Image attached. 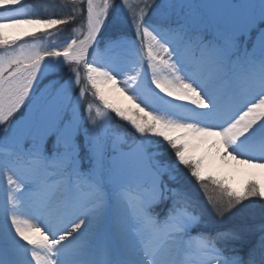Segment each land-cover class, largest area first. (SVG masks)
<instances>
[{
    "label": "snow or ice",
    "instance_id": "1",
    "mask_svg": "<svg viewBox=\"0 0 264 264\" xmlns=\"http://www.w3.org/2000/svg\"><path fill=\"white\" fill-rule=\"evenodd\" d=\"M59 7L0 0V264H264V182L212 170L264 173V0Z\"/></svg>",
    "mask_w": 264,
    "mask_h": 264
},
{
    "label": "bare ground",
    "instance_id": "2",
    "mask_svg": "<svg viewBox=\"0 0 264 264\" xmlns=\"http://www.w3.org/2000/svg\"><path fill=\"white\" fill-rule=\"evenodd\" d=\"M3 11V9H1ZM10 35L14 34V30H7ZM111 99L116 103L123 105H129V102L125 100L118 92H112L109 94ZM214 172L220 175H229L231 177L232 184L236 187H242L244 183L250 179L264 182V173L259 169H246L239 165H236L235 161L222 162L219 159H215L213 164Z\"/></svg>",
    "mask_w": 264,
    "mask_h": 264
},
{
    "label": "trees",
    "instance_id": "3",
    "mask_svg": "<svg viewBox=\"0 0 264 264\" xmlns=\"http://www.w3.org/2000/svg\"><path fill=\"white\" fill-rule=\"evenodd\" d=\"M35 1H36L35 3H37V4L40 6V5H46L45 2H46L47 0H35ZM51 1H52V3H53L54 5H56L55 7H58L57 10L54 11L52 8L48 7V11L45 12L43 8L39 7V9L41 10V12H42L43 14H44V13H49L50 15H54V16H62V15H64V10H63L61 7H59V0H51ZM63 27H65V26H59V27H57V28L55 29L54 32H56L57 29H59V28H63ZM66 33L69 34V33H70V29L67 30V31L65 32V34H66ZM67 37H68V36H67ZM63 39H67V38L65 37V38H63ZM87 99H89V100H93V98H92L90 95L87 97ZM93 102H94V104H99V101H93ZM112 115L115 116L114 113H112ZM116 120H117L121 125H124V126L128 127L129 130L131 131L130 126L126 125L124 121H120L119 118H116Z\"/></svg>",
    "mask_w": 264,
    "mask_h": 264
},
{
    "label": "rangeland",
    "instance_id": "4",
    "mask_svg": "<svg viewBox=\"0 0 264 264\" xmlns=\"http://www.w3.org/2000/svg\"><path fill=\"white\" fill-rule=\"evenodd\" d=\"M32 2L37 5V8L35 10L37 14H39V15H50L49 13L43 14L41 12V10L39 9V5L37 3H35L36 2L35 0H32ZM197 2H200V3H231V2H234V0H197ZM45 3H46V5H54L51 0H47ZM50 8H52L54 11H56L58 7L50 6ZM0 11H2V10L0 9ZM57 27H59V26H55L53 29H50L49 31L54 32ZM39 35H40V33L38 32L37 36H39ZM69 35H70V33L69 34L66 33L64 37H61L60 40L57 41V43H60L62 45V41L65 40L63 38H65V37L68 38L67 36H69ZM117 104L122 106V107H130V105H123L120 103H117ZM233 187H235V186L233 185Z\"/></svg>",
    "mask_w": 264,
    "mask_h": 264
}]
</instances>
